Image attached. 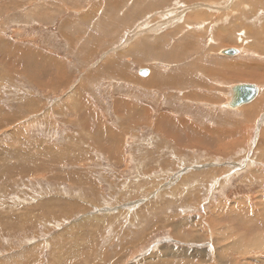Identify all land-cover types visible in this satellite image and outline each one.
<instances>
[{
	"label": "rangeland",
	"instance_id": "rangeland-1",
	"mask_svg": "<svg viewBox=\"0 0 264 264\" xmlns=\"http://www.w3.org/2000/svg\"><path fill=\"white\" fill-rule=\"evenodd\" d=\"M262 99L264 0H0V264H264Z\"/></svg>",
	"mask_w": 264,
	"mask_h": 264
},
{
	"label": "crops",
	"instance_id": "crops-1",
	"mask_svg": "<svg viewBox=\"0 0 264 264\" xmlns=\"http://www.w3.org/2000/svg\"><path fill=\"white\" fill-rule=\"evenodd\" d=\"M203 18V17H202ZM181 28V27H180ZM179 30V29H178ZM178 30H175V31H172L171 33H169L168 35H170V36H167L166 35V37H162V39L163 40H160L161 42H164V43H166V42H172L173 41V39H175V38H180V42L178 43V44H182L183 43V39H187V38H185L184 36H183V33H181V34H177L178 32ZM173 34V35H172ZM165 36V35H164ZM183 36V37H182ZM178 44H175L174 46H177ZM202 44V43H201ZM136 47H142V48H145V49H147L146 51H148V56H151L152 58H154L153 57V50H152V52H150L151 51V48L150 47H148V46H137L136 45ZM140 49V48H139ZM204 49H205V47L203 46V44H202V46L201 47H199V52H198V50H194L193 52H192V55H191V58H189V57H187V60H186V63L189 61V62H191L192 60V58H195V57H197V56H199V54H204V53H206L207 54V57H208V54L210 53V51L211 50H214V49H207L206 51H204ZM221 52V51H220ZM143 53H145V52H143ZM193 54H195V55H193ZM211 54V53H210ZM210 57H212V55H210ZM213 58V57H212ZM213 59H215V58H213ZM196 61V63H195V65H191L192 66V68H194V69H188V70H199V72H198V75H196V77L194 78V76H192V79H193V81L195 82V84H196V87H193V88H191V90L192 91H190V90H188L189 92H193V93H196L197 95H198V97L196 98V99H192V98H190L189 100H190V102L191 103H194V104H198V105H204L205 103H207L208 101L206 100V98H210L209 97V93H210V91H213L214 90V85L213 84H216V81H213V83L210 81V78L206 75V73L204 72V67H210L211 65H209L208 63L206 64V65H203V64H205L201 59H200V56L197 58V59H195L193 62H195ZM211 61V60H210ZM209 61V62H210ZM198 62H201V64H197ZM218 62H221V61H218ZM227 62V61H226ZM228 63H231V62H228ZM151 64V63H150ZM191 64V63H190ZM217 65V64H216ZM218 66V65H217ZM235 64H233V63H231V67L233 68V69H231L232 71H235ZM203 68V69H202ZM143 69H147V68H141V70H143ZM159 73H160V75L161 76H163V75H168L166 72H164V71H158ZM204 72V73H203ZM147 74L146 75H148L149 74V70H148V72H146ZM146 75H145V77H146ZM206 77V79L208 80L207 82H205L204 81V79H205V77ZM204 78V79H203ZM215 80V79H214ZM147 81V80H146ZM146 81H145V83H146ZM233 81V80H232ZM232 81H229V82H227V83H225V82H221V83H218V84H216V85H219V84H222V85H224V87L225 88H227V89H229V92H230V87L232 86V85H234V84H229L230 82H232ZM212 85H211V84ZM169 84V83H168ZM237 84V83H236ZM38 85V84H37ZM40 86V85H39ZM210 86H212L213 88H211L210 89V91L209 90H207V89H205L206 87H210ZM201 89V90H200ZM203 89L205 90V92H203ZM186 90V93L183 95V97L184 98H186V99H188V91H187V89H185ZM195 90H200L201 92H199V91H195ZM259 92H260V88H259ZM258 92V93H259ZM231 93V92H230ZM259 95V94H258ZM262 95L263 94H261L259 97H258V99L253 103V104H251V105H249V106H246V107H241V108H238L237 109V111H238V113H248L244 108H246L247 110H253V105H256L258 102H259V100H261V97H262ZM229 97H230V94H228V100H226V106H228L227 104H228V101H229ZM114 102V104L115 105H118L119 103H117L116 101H113ZM262 103H263V108H262V110L264 109V99H262ZM132 104H133V110H135V113H145V111H144V109L142 108V106L143 105H140L139 104V102H137V103H134V102H132ZM149 106V111H148V113H151L150 111H151V107H150V105H148ZM242 106H245V104L244 105H242ZM129 108H130V106H129ZM228 108V107H227ZM243 108V109H242ZM255 108H258V106H255ZM242 109V110H241ZM132 110V111H133ZM184 110H185V113H193L192 111H191V109H190V107L189 106H185V108H184ZM239 110H241V111H239ZM173 111V110H172ZM232 112H235V111H232ZM261 111H259L258 113H260ZM164 113H169V112H164ZM181 113H182V111H181ZM198 113H201V111H198ZM237 113V112H236ZM263 113H264V111H263ZM162 115V114H161ZM161 115H159L157 118H160V116ZM152 116V115H151ZM151 116H149V117H151ZM156 118V117H155ZM156 118V120L153 122V126L155 125L156 126V128H160V126H161V124H158V121H159V119H157ZM196 119L198 118V115H196V117H195ZM213 119H214V116L212 117ZM158 125H156V124ZM235 123V122H234Z\"/></svg>",
	"mask_w": 264,
	"mask_h": 264
},
{
	"label": "water",
	"instance_id": "water-1",
	"mask_svg": "<svg viewBox=\"0 0 264 264\" xmlns=\"http://www.w3.org/2000/svg\"><path fill=\"white\" fill-rule=\"evenodd\" d=\"M224 55H234L237 53L236 49H226L223 51ZM142 75H146L145 71H140ZM231 95L228 106L230 108H238L243 104L252 102L258 95L259 88L252 84H237L231 87Z\"/></svg>",
	"mask_w": 264,
	"mask_h": 264
},
{
	"label": "bare ground",
	"instance_id": "bare-ground-1",
	"mask_svg": "<svg viewBox=\"0 0 264 264\" xmlns=\"http://www.w3.org/2000/svg\"><path fill=\"white\" fill-rule=\"evenodd\" d=\"M185 1H187V0H185ZM190 51V50H189ZM188 52V51H187ZM187 55V54H186ZM184 58V57H183ZM203 69V68H202ZM144 70V69H143ZM205 70V72H207V73H209V74H214V72H213V70L212 69H204ZM145 72H148L147 70H144ZM198 73V72H197ZM204 73V72H203ZM147 74V73H146ZM228 74V73H227ZM211 75V76H212ZM225 76V75H224ZM230 77V76H229ZM232 77H233V75H232ZM181 78V77H180ZM231 78V77H230ZM184 79H187V80H192L193 81V79L192 78H184ZM152 81V80H151ZM155 81V80H154ZM180 81V80H179ZM148 82V81H147ZM149 83V82H148ZM155 82H153V83H149L148 85L151 87V88H157V86H158V84L156 85V84H154ZM170 85H171V87L173 86H175L174 85V81H173V79H170V83H169ZM179 84H181V83H179ZM163 85V84H162ZM256 86V85H255ZM175 87H179V86H175ZM259 94V93H258ZM230 95H231V93H230ZM84 104V103H83ZM228 105V104H227ZM244 105V104H243ZM118 108V107H117ZM228 109V108H227ZM231 109H236V108H231ZM92 110V109H91ZM88 112V111H87ZM89 113V112H88ZM91 113V112H90ZM141 117V116H140ZM139 117V118H140ZM170 120L168 119V122H169ZM96 123V122H95ZM144 124V123H143ZM203 132H206L207 131V129L205 128V129H203L202 130ZM225 133H227L228 135H230V134H232L233 133V131H229V130H225ZM192 139V138H191ZM197 146V145H196ZM228 252V251H227Z\"/></svg>",
	"mask_w": 264,
	"mask_h": 264
}]
</instances>
